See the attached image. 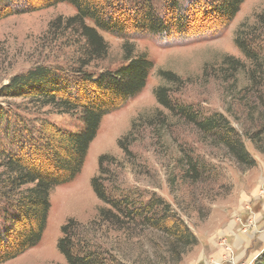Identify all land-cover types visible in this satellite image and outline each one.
Wrapping results in <instances>:
<instances>
[{
	"label": "trees",
	"instance_id": "trees-1",
	"mask_svg": "<svg viewBox=\"0 0 264 264\" xmlns=\"http://www.w3.org/2000/svg\"><path fill=\"white\" fill-rule=\"evenodd\" d=\"M245 1L163 0L159 8L155 0H0V17L59 4H69L76 10L73 16L58 17L50 24V31L76 47L72 65L37 66L0 88V264L40 244L53 191L73 182L81 173L103 119L124 108L146 88L154 63L145 54L136 53L132 39L185 41L216 35L234 20ZM103 34L124 40V63L96 73L91 68L109 57V44ZM263 38L264 13L252 27L243 24L236 32L235 44L245 60L224 58L221 68L226 82L232 80L234 86L244 76L264 91ZM159 75L165 85L155 89V98L163 110L140 116L133 123L118 142L125 155L133 156L131 147L145 129L152 128L160 137L176 126L192 129L202 143L221 149L241 166L256 165L245 148L244 137L261 149L260 136L251 135L248 125L243 126L241 134L223 114L205 115L175 99L185 81L170 71ZM50 115L71 116L80 127L72 130L57 125L48 119ZM183 154L177 161L180 181L197 182L203 165L194 155ZM113 160L112 156H101L99 174L91 181L96 197L104 205L94 223L101 228L108 225L129 238L141 227L157 231L166 241L172 264L180 262L198 244L197 239L162 201L151 199L138 204L130 195L116 197L110 192L105 165ZM82 227L72 219L61 229L58 249L66 264H112L107 252L83 236ZM253 264H264V250Z\"/></svg>",
	"mask_w": 264,
	"mask_h": 264
},
{
	"label": "rangeland",
	"instance_id": "rangeland-1",
	"mask_svg": "<svg viewBox=\"0 0 264 264\" xmlns=\"http://www.w3.org/2000/svg\"><path fill=\"white\" fill-rule=\"evenodd\" d=\"M162 3L155 0L159 8ZM75 13L73 6L59 4L1 16L0 88L37 66H71L76 47L61 34L50 31V24L58 17ZM262 13L264 0H246L234 20L216 35L185 41L132 39L136 53L145 54L154 63L146 88L124 108L103 119L81 173L73 182L53 191L40 244L5 264H66L58 242L62 227L72 219L83 226V236L109 254L112 264H172L161 233L141 227L129 238L108 225L101 228L94 223L104 205L96 197L91 181L99 174L103 155L114 159L105 165L110 192L116 197L130 195L138 204L151 199L162 201L197 239L198 244L176 264H253L264 250V91L244 76L233 86L232 80L226 82L221 67L226 57L245 60L235 44L236 32L243 24L252 27ZM103 36L109 44V57L91 68L96 73L124 63V40ZM260 44L264 49V38ZM162 71L173 72L185 81L175 99L205 115L223 114L241 134L243 126L248 125L251 135L261 137V149L244 137L245 148L256 163L254 167L237 164L221 149L202 143L192 129L176 126L160 137L152 128L145 129L131 147L133 156L120 150L119 140L140 116L163 110L155 98V89L165 85L159 75ZM48 119L72 130L80 127L71 116L50 115ZM184 152L197 157L203 165L197 182L180 181L177 161Z\"/></svg>",
	"mask_w": 264,
	"mask_h": 264
}]
</instances>
